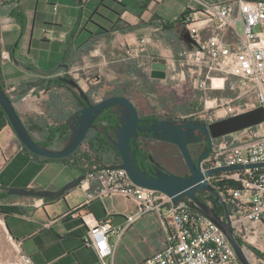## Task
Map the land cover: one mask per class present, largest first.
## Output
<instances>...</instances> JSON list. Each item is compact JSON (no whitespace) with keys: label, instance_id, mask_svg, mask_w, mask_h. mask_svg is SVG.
Instances as JSON below:
<instances>
[{"label":"crops","instance_id":"1","mask_svg":"<svg viewBox=\"0 0 264 264\" xmlns=\"http://www.w3.org/2000/svg\"><path fill=\"white\" fill-rule=\"evenodd\" d=\"M91 1L95 2V7L88 14ZM163 3L167 0H0V77L35 142L56 146L57 128L78 109L74 94L55 86L54 81L63 78L79 57L93 50L95 39L114 34L129 36L134 32L159 38L166 27H179L177 17L163 15ZM101 4L106 8L99 11L108 20H101V24L113 28V32L98 37L100 28L93 23L98 17L92 15ZM12 12L24 15L23 28L12 18ZM127 28L131 29L128 33ZM238 33H242L241 25ZM238 33L229 30L228 42L236 43ZM211 34V30L204 32L205 37ZM173 36H165L169 48L163 41L161 46L164 45L172 57H178L181 50H176L177 40ZM112 49L118 52L119 60H114L112 52L107 81L120 77L122 82L132 79L140 85L137 65L123 58L120 47ZM123 84H108L110 93L126 96ZM68 169L61 163L44 162L28 154L0 107V194L3 189L59 191L81 176L80 171L73 174L68 173ZM118 197L123 198L113 196L86 205V195L81 188L70 190L55 201L8 195L0 200L1 207L9 208L6 214H0V221L10 240L34 264H102L95 250L85 245L88 225L84 218L92 216L96 221L110 218L114 227L124 230L118 237L120 245L111 263L142 264L164 249V225L157 215L143 216L129 225L128 218L136 212V203L124 198L133 210L131 214L109 211L108 200Z\"/></svg>","mask_w":264,"mask_h":264},{"label":"built area","instance_id":"2","mask_svg":"<svg viewBox=\"0 0 264 264\" xmlns=\"http://www.w3.org/2000/svg\"><path fill=\"white\" fill-rule=\"evenodd\" d=\"M191 1L199 5V9L189 8L186 17V31L193 43H185V49L176 57L179 65L196 73L206 71V79L197 84L198 89L222 91L226 86L224 77L231 75L242 87L243 95L253 94L256 98L246 108L233 106L232 101L217 107L215 120H196L210 125L264 108V0H234L232 4ZM206 30L212 31L208 37L204 36ZM229 30L238 33L236 43L226 39ZM173 66L176 72V61ZM260 163H264V123L217 139L201 169ZM110 166L115 165L86 167L79 188L85 192L86 205L113 196L136 203V212L128 218L129 225L147 215L160 218L166 233L165 247L142 264H241L223 232L207 217L186 205H174L167 194L140 187L124 169H109ZM207 181L225 203L235 236L252 262L249 250L264 254V168L221 172L207 177ZM209 196L212 195H203L201 200L213 208L215 201L209 200ZM84 219L88 225L86 245L95 250L102 264H112L115 248L111 238L121 237L123 228L114 227L110 218ZM22 260L24 264H34L26 255H22ZM257 263L264 261L258 259Z\"/></svg>","mask_w":264,"mask_h":264},{"label":"water","instance_id":"3","mask_svg":"<svg viewBox=\"0 0 264 264\" xmlns=\"http://www.w3.org/2000/svg\"><path fill=\"white\" fill-rule=\"evenodd\" d=\"M185 42L187 44L193 43L189 34L186 35ZM1 59L0 46V61ZM166 71L167 63L154 62L152 78L163 80L166 78ZM64 82L73 90L79 92V98L86 103V107L75 112L67 120L66 125L70 129V135L61 143V147L58 149L49 148L35 142L0 82V107L7 116L18 139L27 150L46 159L59 160L73 155L84 144L91 131L104 135L122 159V164L110 166L109 169H124L136 185L163 192L172 199L174 205H186L190 209L204 215L223 232L234 248L240 263L253 264L248 258L244 247L235 236L225 203L210 186L207 177L221 172L264 168V163L247 166H226L206 171L201 169V164L212 152L213 140L263 124L264 108L260 107L240 116L224 119L210 125L200 120H182L180 122L154 120L150 123V121L140 118L135 104L127 97L112 96L94 104L75 80L67 78ZM106 112L115 115L118 122L117 127L108 130L106 126L95 124V121ZM149 123L150 125L148 126L147 124ZM141 134H143L144 138L152 137L154 140L177 146L187 165L189 174L180 177L167 172L159 164L148 172L145 167L138 165L136 159L138 146L136 142ZM204 142L207 143V148L195 162L190 146ZM83 179L84 176L82 175L59 191L12 189L8 194L55 201L62 198L68 191L78 188ZM206 194L214 197L216 206L224 207L222 212L224 219L201 200V196Z\"/></svg>","mask_w":264,"mask_h":264},{"label":"rangeland","instance_id":"4","mask_svg":"<svg viewBox=\"0 0 264 264\" xmlns=\"http://www.w3.org/2000/svg\"><path fill=\"white\" fill-rule=\"evenodd\" d=\"M205 1L216 4H232L234 0ZM170 5L172 7H169ZM162 6L163 15L172 18L177 17L176 23L180 21L181 12L185 13L190 10L189 8L191 7H199L198 4L191 0H167V3H163ZM94 7L95 2L91 1L87 7L88 14ZM97 19L99 21H97ZM97 19L94 22L99 25V28L100 26L105 28V30L100 29L98 37L113 32V28L109 29L101 24L105 20L108 21L106 18L98 17ZM239 29L241 30V28ZM130 31V28L126 29L127 33ZM163 32H165V35H163ZM160 34L161 36L157 38L155 36H147L139 32H134L129 34V36L114 34L107 38H101L99 40L95 39L92 43L93 46L95 45L93 50L79 57L77 62L72 65L73 67L67 70V73H65L63 78L75 80L94 103H99L109 96L111 90L109 89L108 84H113L114 82H121V84L128 83L127 86H125L126 84H123V93L134 102L139 113L155 119L170 117L176 121L182 119L196 120L198 118L215 120L214 112L217 107H223V105H227L229 101H232L231 104L233 106H244L245 108L246 105L253 104L256 101L253 94L243 95V91L241 90L242 87L231 75H226L224 77L226 79V86L222 91L198 89L197 84L200 83L202 79H206V71L196 73L195 71L190 70V67L181 66L176 57H172L171 54L165 51L166 47L169 48V43L165 36L172 34L174 35L173 37L175 40H177L176 50H181L180 52H182L186 47H184L182 43H186L185 37L188 32L186 30L181 31V28H176L172 25V27H166ZM157 39H159V42H157ZM162 41L166 47L164 45L161 46ZM150 45H152V47H150ZM113 46L120 47L123 53V58L132 62L131 64L137 66L139 64L136 68H138V75L141 78L140 85H137L132 79L131 82L129 80L122 82L120 81V77L116 81H107L106 75L112 66L109 61L110 57H112L111 53H114L112 49ZM88 47L91 48V46ZM113 55L114 60H119L118 52H115ZM174 61H176V72L173 70ZM153 62H167L168 69L166 71L165 79L157 80L152 78ZM213 75L217 76L218 74ZM156 145L157 144H155V146ZM157 146L159 147L161 145L158 144ZM87 148V145L83 144L81 152ZM171 153L175 161L181 162V165L179 167L170 166V169L175 170L178 173L184 172L187 165L181 152L175 148ZM67 172L77 174L78 169L69 168ZM64 179H67V177L65 176ZM107 208L112 212H120L124 214L133 213V210H131L129 205L126 204L125 199L120 197L108 200ZM111 242L115 249L120 245L118 236L116 235L112 236ZM249 251V254L253 256V264H260L257 263L258 258L256 254L251 250ZM120 254L121 251L119 255ZM22 255L24 254L22 253L21 248L14 241L10 240L8 233L0 221V264H24ZM111 261L113 263V258Z\"/></svg>","mask_w":264,"mask_h":264},{"label":"trees","instance_id":"5","mask_svg":"<svg viewBox=\"0 0 264 264\" xmlns=\"http://www.w3.org/2000/svg\"><path fill=\"white\" fill-rule=\"evenodd\" d=\"M101 8L105 9L106 6L104 4H101V6L93 13L92 16L93 17L106 18L102 13H100L99 10ZM113 12H114V14L119 15L117 12H115V11H113ZM189 13H190V10L181 14L180 21L177 22L179 28H181V31L186 30V17L189 15ZM11 16L13 19H15L17 21V23L22 28L24 27V25H25L24 15L16 14V13L12 12ZM92 20L93 19L91 18V21ZM93 23H95L94 20H93ZM100 29L105 30V28L103 26H100ZM106 31H107V29H106ZM65 79H67V78H57L54 81V85L58 86V87L66 88L68 91H70L72 94H74V96L77 99V95L74 92V90L64 82ZM0 82H1L2 86H4L1 77H0ZM49 84H51V82ZM112 96H123V95L121 93H110L107 98L112 97ZM124 97H127V96H124ZM73 114H70L68 116V118L65 120V122H63L61 124V126L59 128H57L58 138L55 142L56 146H53V144L52 145L41 144V145L47 146L49 148H54V149L60 148L61 143L63 141H65L68 138V136L70 135V129L67 127L66 123H67V120ZM160 120L174 121V119H172L170 117L162 118ZM113 121H115V120L113 119ZM49 142H52V141L49 140ZM84 144H86L88 148L86 150H84L83 152H81V149L83 147V145H81L80 148L73 155H71L67 158H64V159H59V160H51V159H46V158L37 156V155L33 154L32 152H30L29 150H27L24 145L23 146H24V149L26 150V152L28 154H30L31 156H33V158H35L37 160H43L44 162H50V161L51 162H58V163H61V164L65 165L69 168H76V169H78V171L81 172V176L86 172V167L87 168H93V167H97V166H101V165H115L116 166V165L122 164V159H121L119 153L112 147V145L108 142L107 138L104 135H102L98 132H95V131H91L88 134ZM136 144L138 146L137 151L140 153L141 156L144 155V153L150 149L149 145L144 140H143V142H139ZM206 148H207V145H205L202 149H200L196 153L191 152L192 157L194 158L195 162H197L199 156L202 154V152ZM9 191L10 190H8V189H3L2 193L0 194V200H3L4 198L8 197ZM208 198L211 201H215L212 196H209ZM46 201H49V200H46ZM213 208L219 216H223L222 212L224 211V207H218V206H216L215 203H213ZM8 210H9V208L0 206V214H6V212ZM105 220H98V221H105ZM86 238H87V235H86ZM86 238H85V245L87 243ZM252 251L256 254V256L259 260L264 261V254L257 251L256 249H253Z\"/></svg>","mask_w":264,"mask_h":264},{"label":"flooded vegetation","instance_id":"6","mask_svg":"<svg viewBox=\"0 0 264 264\" xmlns=\"http://www.w3.org/2000/svg\"><path fill=\"white\" fill-rule=\"evenodd\" d=\"M74 92L77 95L76 102H77V105L79 108L76 110V112H78V111H80L86 107V103L79 98V92L77 90H74ZM94 104H96V103H94ZM139 116L142 120H148V121H150V123H152V121H154V120H160V119H155V118H151V117L142 115L141 113H139ZM113 119L115 121H113ZM150 123L147 125L149 126ZM95 124L99 125V126H106L108 128V130H110V129L117 127L118 122L116 120L115 115H113L109 112H106L95 121ZM141 126H143V125H141ZM143 140L146 141V143L149 145L150 149L148 151H146L144 153V155H142V156L137 151L136 159H137L138 165L145 167L148 172L153 170L156 167V165L159 164L167 172L172 173L174 175L183 177V176H187L189 174V171L187 170L186 167H185L186 170L182 173H178L175 170L170 169V166L179 167L181 165V162L175 161V159L171 153L173 150H175V148H176V150L177 149L179 150V148L177 146L170 144V143H167V142H160V141L154 140L152 137L144 138L143 134L140 135V137L136 143L143 142ZM216 142H217V139L213 140V146ZM155 144H157V145L160 144L161 146L158 147L157 145L155 146ZM205 145H207V143H205V142L201 143V144L191 145L190 150H191V152L196 153L197 151L202 149ZM172 148H174V149H172ZM183 164H184V162H183ZM184 166H185V164H184Z\"/></svg>","mask_w":264,"mask_h":264}]
</instances>
